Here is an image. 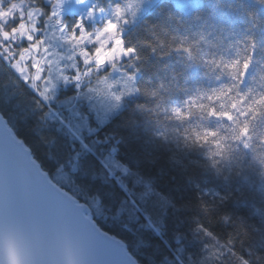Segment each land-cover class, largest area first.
<instances>
[{
    "label": "trees",
    "instance_id": "1",
    "mask_svg": "<svg viewBox=\"0 0 264 264\" xmlns=\"http://www.w3.org/2000/svg\"><path fill=\"white\" fill-rule=\"evenodd\" d=\"M97 1L107 7L108 0ZM75 16L70 14L66 19ZM124 37L138 49L140 59L128 58L121 66L130 71L138 69L139 87L158 90L159 96L152 98L141 92L126 99L112 123L91 137L89 147L99 158L106 146L93 141L105 136L114 137L113 143L123 141L120 155L133 171L125 182L139 196L133 184L142 177L174 206H167L163 200L149 206L159 232L143 221L137 223L127 213L116 215L118 201L111 199L115 185L104 178L92 160L72 174L81 193L88 196L99 190L109 197L102 205L109 221L106 227L116 225L140 264H236L231 251L249 259L250 264H261L257 257L264 260V164L256 155L264 152V147L254 152L228 141L231 151L212 157L221 169L218 175L209 159L215 145L187 147L185 136L193 129L204 128L227 135L232 122L209 118L195 109L182 120L172 117L169 110L184 107L189 97L205 94L200 103L214 104L232 112L236 119H246L249 105L264 95V4L260 0H200L186 12L172 0H159L125 29ZM173 37L194 43V54L210 60L222 56L227 61H243L250 56V67L245 71L238 65L239 79L234 80L231 70L202 61L193 63L183 52L167 54L175 43ZM152 48L157 49L155 54ZM233 85L232 91L220 100H207L213 89ZM234 103L235 109L231 107ZM49 110L38 105L9 60L0 59V113L14 133L32 147L46 170L55 171L59 164L70 170L73 147L77 151L80 147L73 146L72 138L54 118L45 116ZM51 110L55 113L61 109L57 104ZM252 133L251 143L255 145L257 136L264 134V115L252 121ZM200 225L215 238L199 231ZM167 237L171 240L168 250L148 247L150 239ZM213 250L216 257L211 256Z\"/></svg>",
    "mask_w": 264,
    "mask_h": 264
},
{
    "label": "snow or ice",
    "instance_id": "2",
    "mask_svg": "<svg viewBox=\"0 0 264 264\" xmlns=\"http://www.w3.org/2000/svg\"><path fill=\"white\" fill-rule=\"evenodd\" d=\"M260 2L264 4V0ZM176 3L181 4L183 0H176ZM61 7L62 0H0V59L9 60L17 78L27 84L38 105L50 109L45 116L54 118L60 129L72 138L73 146L80 147L79 151L73 147L74 163L70 170H66L64 164H59L55 171L46 170L32 147L14 135L0 114V264H65L66 256L75 258L78 264H139L116 225L106 227L109 221L102 205L109 197L99 190L94 195L84 196L72 174L81 171L82 165L89 160L95 161L104 178L115 185L111 199L118 201L116 215L127 213L137 223L143 221L144 225L159 232L149 206L163 200L171 207L174 206L172 202L142 177L133 184L139 196L129 187L125 178L133 175V171L120 155L123 141L113 143L111 136L93 141L106 146L99 158L88 143L91 137L112 123L126 97L143 92L157 98L159 91L141 89L135 71L122 77V90L117 88L119 81H111L109 69H117V60L140 59L138 49L125 39L121 29L120 21L126 23L127 20L120 0H108L107 7L100 3L92 5L89 17L99 11L98 26H90L83 16L69 24L63 18ZM173 40L175 43L167 54L183 52L193 63L202 61L222 70H231L234 80L239 79L238 65L246 71L251 64L250 56H245L243 61H227L222 56L218 60L198 57L194 54V43L183 37H173ZM53 41L60 45L56 51H53ZM255 47L253 41V54ZM64 48L69 50L68 55L61 54ZM151 51L155 54L157 49ZM93 72L96 74L95 85L91 78ZM232 87L235 85L213 89L206 98L209 102L220 100L232 91ZM204 95L189 97L184 107L169 111L172 117L182 120L189 118L191 110L195 109L209 118L232 122L227 135L217 129L204 128L193 129L185 136L187 147L215 145L209 159L219 175L221 169L212 157L230 152L228 141L238 142L242 148L254 152L264 147V134L257 136L255 145L251 143L252 121L264 115V95L249 105L243 121L214 104L200 103ZM95 96L105 97L107 103L101 102L97 107L93 103ZM57 104L61 110L53 113L51 109ZM231 107L235 109L236 104ZM256 158L264 164V152H257ZM198 230L215 238L202 225ZM230 254L235 257L236 264H250L246 257L238 256L234 251ZM211 256L216 257L217 252L213 250ZM257 259L264 264L260 257Z\"/></svg>",
    "mask_w": 264,
    "mask_h": 264
},
{
    "label": "rangeland",
    "instance_id": "3",
    "mask_svg": "<svg viewBox=\"0 0 264 264\" xmlns=\"http://www.w3.org/2000/svg\"><path fill=\"white\" fill-rule=\"evenodd\" d=\"M158 1L159 0H122L121 5L124 6L126 10V20H127L126 23L123 20L120 21V26H121V29L123 30V33L130 24H132L136 19H138L144 12L152 8ZM172 1L178 8L186 12L192 10L200 2V0H183V3L177 4L176 0H172ZM94 3H98V1L97 0H62L61 11L63 14V18L70 24L72 23L74 19H77L83 16L87 19V23L90 26H98L100 22V16H101L100 12L97 11L94 17H89V13L92 11V5ZM70 14H75L76 16L66 19V16ZM53 43L55 45V47L53 48V51H56V49H58L60 45L57 41H53ZM61 54L68 55L69 50L67 48H64L61 50ZM37 59H39V57H37ZM121 62H122L121 60H117V64H118L117 69L115 70L109 69L111 81L113 83H116L117 81H119V84H117V88L120 90L123 89L122 77L126 73L133 72V71L128 70L127 68L122 67L120 64ZM135 75H136V80H137V76H138L137 71H135ZM91 78H92L93 85H95L96 84L95 72L91 74ZM68 94L71 95V93H68ZM132 96L134 95L126 97L125 100L129 99ZM101 102L106 104L107 99L102 96L94 97L93 103L96 104L97 107L100 106ZM141 235L144 236L145 233L141 232ZM170 246H171V240L168 237L167 239H164V240L150 239L148 241V247L151 250H155V249H162V250L167 249L168 250Z\"/></svg>",
    "mask_w": 264,
    "mask_h": 264
},
{
    "label": "clouds",
    "instance_id": "4",
    "mask_svg": "<svg viewBox=\"0 0 264 264\" xmlns=\"http://www.w3.org/2000/svg\"><path fill=\"white\" fill-rule=\"evenodd\" d=\"M65 264H78V261L72 257H65Z\"/></svg>",
    "mask_w": 264,
    "mask_h": 264
},
{
    "label": "water",
    "instance_id": "5",
    "mask_svg": "<svg viewBox=\"0 0 264 264\" xmlns=\"http://www.w3.org/2000/svg\"><path fill=\"white\" fill-rule=\"evenodd\" d=\"M1 114V113H0ZM13 133H14V131H13ZM14 135H16L15 133H14ZM17 136V135H16ZM18 137V136H17ZM19 138V137H18ZM20 139V138H19ZM22 140V139H21ZM140 264V263H139Z\"/></svg>",
    "mask_w": 264,
    "mask_h": 264
}]
</instances>
